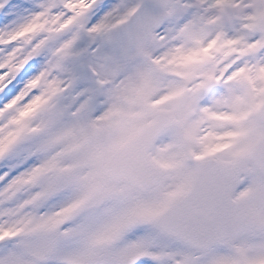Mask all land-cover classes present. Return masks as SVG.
<instances>
[{
  "label": "snow or ice",
  "instance_id": "6c2138e0",
  "mask_svg": "<svg viewBox=\"0 0 264 264\" xmlns=\"http://www.w3.org/2000/svg\"><path fill=\"white\" fill-rule=\"evenodd\" d=\"M0 264H264V0H0Z\"/></svg>",
  "mask_w": 264,
  "mask_h": 264
}]
</instances>
